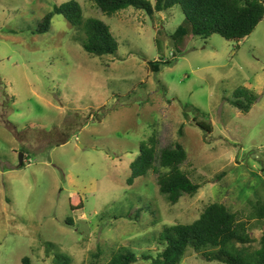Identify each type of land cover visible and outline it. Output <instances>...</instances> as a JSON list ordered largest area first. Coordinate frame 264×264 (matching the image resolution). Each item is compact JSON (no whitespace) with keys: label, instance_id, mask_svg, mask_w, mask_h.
I'll return each instance as SVG.
<instances>
[{"label":"rangeland","instance_id":"obj_1","mask_svg":"<svg viewBox=\"0 0 264 264\" xmlns=\"http://www.w3.org/2000/svg\"><path fill=\"white\" fill-rule=\"evenodd\" d=\"M68 1L0 0V264H55L56 254L68 264H108L121 248L137 256L133 264H151L156 257L140 258L162 251L163 228L191 224L213 203L240 213L259 249L264 220L250 205L264 204V19L239 43L218 35L174 43L186 25L178 6L107 17L91 0H74L118 44L93 57L62 16L48 33H32ZM237 90L256 97L246 114L229 103ZM150 138L157 151L182 146L195 196L170 205L154 172L127 185ZM180 264L221 263L190 250Z\"/></svg>","mask_w":264,"mask_h":264},{"label":"trees","instance_id":"obj_2","mask_svg":"<svg viewBox=\"0 0 264 264\" xmlns=\"http://www.w3.org/2000/svg\"><path fill=\"white\" fill-rule=\"evenodd\" d=\"M95 9L104 16L121 12L127 8L143 11L148 16L180 7L186 18V25H181L172 36L174 43L183 41L187 35L203 40L218 35L227 42H236L249 37L264 19V5L258 0H91ZM63 19L84 35L83 50L93 57H104L116 53L118 44L108 26L96 18H85L80 4L74 0L55 6L43 19L38 21L33 30L35 35L49 32L55 16ZM160 65H169L165 61ZM151 71L158 73L159 64H151ZM237 90L235 94L239 93ZM241 96L230 101V105L241 113H248L256 97L249 92H240ZM243 98V101H241ZM195 124V123H194ZM196 127L210 133L211 126L197 122ZM149 143V144H147ZM53 146H60L59 144ZM157 141L148 139L139 147L137 157L130 163V176L126 183L131 186L136 179L146 177L149 172L157 175L156 184L159 193L170 205H175L183 196L193 197L200 186L194 184L189 174L181 169L187 155L181 145L156 150ZM23 166V164H22ZM256 221L264 220V204L261 200L251 203ZM71 209L73 207L71 206ZM76 209V208H75ZM247 222L241 220L240 213L231 212L221 203L206 206L197 220L188 225L174 224L163 228L158 236L162 251L156 255L141 256L151 264H180L188 251L199 254L207 263L221 264H264V236L261 247L252 250L247 229ZM50 248L52 244H48ZM98 254H94V258ZM55 264H68V259L55 255ZM137 256L121 248L112 252L108 264H133ZM22 264H30L24 257ZM94 264V263H91Z\"/></svg>","mask_w":264,"mask_h":264},{"label":"water","instance_id":"obj_3","mask_svg":"<svg viewBox=\"0 0 264 264\" xmlns=\"http://www.w3.org/2000/svg\"><path fill=\"white\" fill-rule=\"evenodd\" d=\"M172 46H173V41H170L169 47L171 48ZM22 164H23V156L20 155V157H19V166H22Z\"/></svg>","mask_w":264,"mask_h":264}]
</instances>
